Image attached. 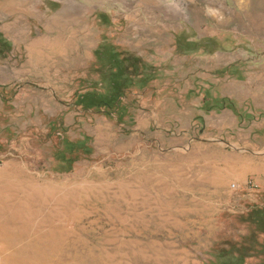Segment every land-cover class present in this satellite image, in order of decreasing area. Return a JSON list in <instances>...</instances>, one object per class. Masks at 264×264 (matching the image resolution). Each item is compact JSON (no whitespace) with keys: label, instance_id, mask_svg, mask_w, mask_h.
Returning a JSON list of instances; mask_svg holds the SVG:
<instances>
[{"label":"rangeland","instance_id":"rangeland-1","mask_svg":"<svg viewBox=\"0 0 264 264\" xmlns=\"http://www.w3.org/2000/svg\"><path fill=\"white\" fill-rule=\"evenodd\" d=\"M0 260L264 264V0H0Z\"/></svg>","mask_w":264,"mask_h":264},{"label":"built area","instance_id":"built-area-1","mask_svg":"<svg viewBox=\"0 0 264 264\" xmlns=\"http://www.w3.org/2000/svg\"><path fill=\"white\" fill-rule=\"evenodd\" d=\"M233 186H235V185H233ZM0 264H1V260H0Z\"/></svg>","mask_w":264,"mask_h":264}]
</instances>
